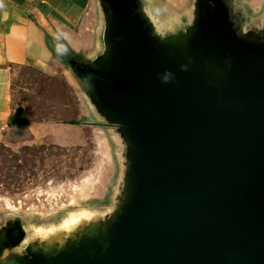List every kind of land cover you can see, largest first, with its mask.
Masks as SVG:
<instances>
[{
	"label": "water",
	"instance_id": "95a60500",
	"mask_svg": "<svg viewBox=\"0 0 264 264\" xmlns=\"http://www.w3.org/2000/svg\"><path fill=\"white\" fill-rule=\"evenodd\" d=\"M101 1L107 52L69 67L127 145V199L104 234L3 264H264V40L238 35L224 0H197L184 49L137 0Z\"/></svg>",
	"mask_w": 264,
	"mask_h": 264
},
{
	"label": "rangeland",
	"instance_id": "374dc122",
	"mask_svg": "<svg viewBox=\"0 0 264 264\" xmlns=\"http://www.w3.org/2000/svg\"><path fill=\"white\" fill-rule=\"evenodd\" d=\"M137 1L159 44L187 47L197 0ZM224 2L238 35L264 40V0ZM91 3L92 23L100 27L103 3ZM80 89L62 64L47 75L25 67L13 71V114L21 109L25 123L10 127L0 140V264L29 251L55 255L104 234L127 199V145ZM71 216H79V223L59 230ZM10 228L20 236H8Z\"/></svg>",
	"mask_w": 264,
	"mask_h": 264
},
{
	"label": "crops",
	"instance_id": "0c3cea01",
	"mask_svg": "<svg viewBox=\"0 0 264 264\" xmlns=\"http://www.w3.org/2000/svg\"><path fill=\"white\" fill-rule=\"evenodd\" d=\"M92 9L91 0H0V140L10 129L14 113L11 81L15 68L47 75L62 64L69 79L85 94L69 62L56 54L54 35L58 30L70 33L67 57L76 55L99 62L107 44L103 21L100 27L92 23Z\"/></svg>",
	"mask_w": 264,
	"mask_h": 264
},
{
	"label": "clouds",
	"instance_id": "9594fccd",
	"mask_svg": "<svg viewBox=\"0 0 264 264\" xmlns=\"http://www.w3.org/2000/svg\"><path fill=\"white\" fill-rule=\"evenodd\" d=\"M54 40L57 41L55 44L56 54L58 56L68 55V45L71 43V35L70 33L62 30H58L54 35ZM171 74L166 75L163 80L167 82L170 78Z\"/></svg>",
	"mask_w": 264,
	"mask_h": 264
},
{
	"label": "trees",
	"instance_id": "16d2710c",
	"mask_svg": "<svg viewBox=\"0 0 264 264\" xmlns=\"http://www.w3.org/2000/svg\"><path fill=\"white\" fill-rule=\"evenodd\" d=\"M60 57H61V59H62L64 62H66V63H68V62H74V61H76V62H81V63L85 62V60H84L83 58H81V57H79V56H76V55H74V56H69V57H67V56L65 55V56H60ZM15 112H20L21 117H22V119L24 120V123H25V118H24V116H23V114H22L21 109H17ZM13 115H14V114H13ZM13 115H12V117H13ZM12 117H11V119H12ZM11 119H10V121H11ZM63 123H64V124H68V125H77V124H78V123L75 122V121H66V122H63ZM9 126H11L10 123H9Z\"/></svg>",
	"mask_w": 264,
	"mask_h": 264
},
{
	"label": "bare ground",
	"instance_id": "6f19581e",
	"mask_svg": "<svg viewBox=\"0 0 264 264\" xmlns=\"http://www.w3.org/2000/svg\"><path fill=\"white\" fill-rule=\"evenodd\" d=\"M79 216H71L65 220V222L59 227V230L69 231L72 230L79 223ZM41 239L44 238L43 234H40ZM24 243V242H23Z\"/></svg>",
	"mask_w": 264,
	"mask_h": 264
},
{
	"label": "flooded vegetation",
	"instance_id": "af4514ba",
	"mask_svg": "<svg viewBox=\"0 0 264 264\" xmlns=\"http://www.w3.org/2000/svg\"><path fill=\"white\" fill-rule=\"evenodd\" d=\"M226 3V2H225ZM231 18V17H230ZM231 20V19H230ZM232 22V21H231ZM233 23V22H232ZM233 26H234V23H233ZM13 235H17V231L13 232L12 233Z\"/></svg>",
	"mask_w": 264,
	"mask_h": 264
}]
</instances>
